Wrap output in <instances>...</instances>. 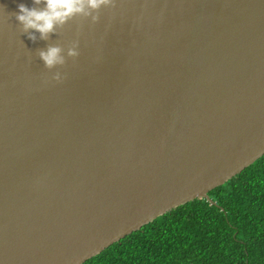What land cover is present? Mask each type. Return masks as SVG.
<instances>
[{"label":"water","instance_id":"1","mask_svg":"<svg viewBox=\"0 0 264 264\" xmlns=\"http://www.w3.org/2000/svg\"><path fill=\"white\" fill-rule=\"evenodd\" d=\"M0 0V264H82L264 154V0H117L31 41ZM80 56L45 83L36 54Z\"/></svg>","mask_w":264,"mask_h":264},{"label":"trees","instance_id":"2","mask_svg":"<svg viewBox=\"0 0 264 264\" xmlns=\"http://www.w3.org/2000/svg\"><path fill=\"white\" fill-rule=\"evenodd\" d=\"M82 264H264V154Z\"/></svg>","mask_w":264,"mask_h":264},{"label":"clouds","instance_id":"3","mask_svg":"<svg viewBox=\"0 0 264 264\" xmlns=\"http://www.w3.org/2000/svg\"><path fill=\"white\" fill-rule=\"evenodd\" d=\"M117 7V0H33V6L24 3L18 5L19 11L16 19L21 26V32L27 33L28 38L35 42L36 33L39 39L48 40L50 34L62 30L69 21L80 18L81 21L90 18L91 24L99 23L101 10H113ZM78 26L77 38L61 45L50 43L46 48L37 49L36 54L44 62V67L52 72L50 77L45 78V83H62L67 78V73H62L59 67L67 64L71 58L73 62L80 56V28Z\"/></svg>","mask_w":264,"mask_h":264}]
</instances>
